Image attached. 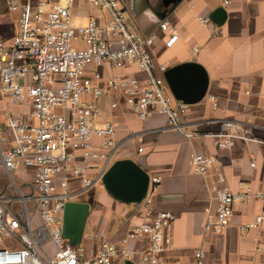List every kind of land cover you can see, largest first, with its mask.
Here are the masks:
<instances>
[{
  "label": "built area",
  "instance_id": "2783aa9c",
  "mask_svg": "<svg viewBox=\"0 0 264 264\" xmlns=\"http://www.w3.org/2000/svg\"><path fill=\"white\" fill-rule=\"evenodd\" d=\"M3 1L17 17L15 34L0 39V95L15 106L5 111L6 121L0 120V237L11 242L0 247V264H164L162 254L173 247L175 215L150 207V198L143 203L140 221L119 243L96 232L94 249L72 248L63 235L66 203L93 186L115 161L118 128L103 117L98 100L111 96L110 110L122 106L140 120L163 114L169 128L190 139L209 136L217 148L230 147L233 139H264L231 119L220 120V132L187 131L182 117L189 104L174 99L164 78L168 66L152 54L154 36L136 30L119 0ZM78 4L94 13L74 14ZM200 21L207 24V19ZM159 29L168 33L166 46L172 45L177 39L174 27L162 20ZM204 98L217 108L214 94ZM213 163L211 155L200 152L189 157L199 175L209 174ZM213 177L216 205L205 221L206 232H225L235 205L253 199L264 205V184L258 190L246 186L232 192L224 175ZM159 182L157 176L149 179L153 185ZM239 229L244 236L252 230L264 232V211ZM141 240H146L144 246H129ZM176 264H208V258L199 247L191 262Z\"/></svg>",
  "mask_w": 264,
  "mask_h": 264
},
{
  "label": "crops",
  "instance_id": "0c3cea01",
  "mask_svg": "<svg viewBox=\"0 0 264 264\" xmlns=\"http://www.w3.org/2000/svg\"><path fill=\"white\" fill-rule=\"evenodd\" d=\"M224 1L180 0L168 6L163 0H119V3L139 33L154 36L152 54L156 62L172 67L195 61L205 68L206 93L215 95L218 106L213 109L206 98L189 104L182 117L187 131L220 132V120L231 119L242 122L252 129L255 137L264 139V0H229L227 4ZM73 13L87 16L94 10L78 4ZM200 18L207 19V24ZM162 20H167L177 34L170 46L165 44L168 33L159 29ZM128 70L139 75L134 67ZM110 100L111 96L100 98L98 105L103 117L118 128L114 135L115 160L132 159L148 173L149 179L157 176L160 182L148 183L139 201L119 196L117 199L110 192L99 191L92 203L84 202L88 211L79 246L94 249L96 232L119 243L127 229L140 221L143 203L150 198V207L175 215L173 247L162 254L164 264L189 263L199 247L205 250L208 264H264V250L260 249H264V232L252 230L244 236L239 229V225L264 211V205L257 199L235 205L225 232L211 234L204 230L205 221L208 215L213 216L216 205L213 173L224 175L225 185L232 192L246 186L260 189L264 184V143L233 139L230 147L217 148L209 136L190 139L169 128L163 114L155 113L140 120L122 106L110 110ZM14 107L0 95V114ZM138 136L142 137L141 142L137 141ZM195 151L214 158L209 174L193 172L189 157ZM145 244L146 240L132 241L129 246ZM8 245L11 242L0 237V247ZM47 246L53 249L50 243Z\"/></svg>",
  "mask_w": 264,
  "mask_h": 264
},
{
  "label": "water",
  "instance_id": "95a60500",
  "mask_svg": "<svg viewBox=\"0 0 264 264\" xmlns=\"http://www.w3.org/2000/svg\"><path fill=\"white\" fill-rule=\"evenodd\" d=\"M180 0H163L165 6ZM164 78L174 95L187 104L200 102L207 92L208 74L198 62L189 61L168 67ZM107 183L118 190L120 198L139 201L145 194L149 183L148 173L134 160L117 159L110 166ZM88 204L84 202H67L64 209L63 235L80 236L85 224ZM123 264H135L123 260Z\"/></svg>",
  "mask_w": 264,
  "mask_h": 264
},
{
  "label": "rangeland",
  "instance_id": "374dc122",
  "mask_svg": "<svg viewBox=\"0 0 264 264\" xmlns=\"http://www.w3.org/2000/svg\"><path fill=\"white\" fill-rule=\"evenodd\" d=\"M17 17L16 13H11L7 11L4 1L0 0V23L2 22L4 25L0 24V39L2 41L9 40L15 34V19ZM7 21V22H3ZM0 120L6 121V114H0ZM109 168L104 172L103 176L90 188L85 190L84 192L73 197V201H81V202H89L92 203L96 195L99 191H107L111 194L115 195L118 199V190L114 189V187L110 186L107 183ZM66 242L72 247L76 248L80 245V236L72 235L70 237H65Z\"/></svg>",
  "mask_w": 264,
  "mask_h": 264
}]
</instances>
